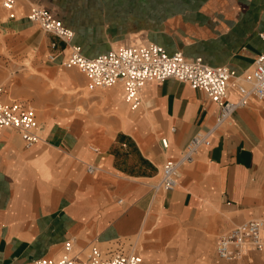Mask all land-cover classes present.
I'll return each mask as SVG.
<instances>
[{"label": "crops", "instance_id": "0c3cea01", "mask_svg": "<svg viewBox=\"0 0 264 264\" xmlns=\"http://www.w3.org/2000/svg\"><path fill=\"white\" fill-rule=\"evenodd\" d=\"M29 3L72 28L74 43L88 57L155 42L168 53L200 56L241 74L264 50L258 35L264 29V0H18L8 25L35 53L34 67L62 87L75 85L68 90L83 99L58 93L62 98L36 101L38 115L30 101L10 97L2 86L4 100L33 108L38 129L45 128V117L53 123L33 148L24 146L17 130L0 129V264L58 258L68 239L70 254L79 259L95 245L105 257L134 251L145 263L160 264L166 247L209 256L212 240L216 264L239 260L220 259L215 247L218 235L232 226L264 218V99L252 97L239 107L211 144L181 166L174 189L155 190L163 162L177 159L194 133L214 124L215 103L171 78L146 82L143 104L133 111L122 83L89 90L81 71L62 64L67 45L26 18ZM57 67L77 69L86 84L80 89L74 72L58 73ZM70 74L76 81L67 79ZM85 89L89 95L82 94ZM237 97L231 87L228 98ZM69 106L74 113L65 114ZM122 112L130 118L122 121ZM90 163L100 169L88 173ZM208 256L200 259L203 264H210Z\"/></svg>", "mask_w": 264, "mask_h": 264}, {"label": "built area", "instance_id": "2783aa9c", "mask_svg": "<svg viewBox=\"0 0 264 264\" xmlns=\"http://www.w3.org/2000/svg\"><path fill=\"white\" fill-rule=\"evenodd\" d=\"M17 1L0 0L8 18H16ZM26 18L37 24L43 32L67 45L69 55L62 64L81 71L87 79L89 90L122 83L124 100L132 110L142 106V89L146 82H163L170 78L188 83L215 103L217 115L214 124L194 133L177 159L168 158L163 162L159 179L154 185L155 190L174 189L178 184L181 166L191 162L201 148L211 144V137L216 130L252 97L264 99V50L257 55L252 69L241 74H236L226 65H210L200 56L187 57L182 51L168 53L162 45L155 42L122 45L95 57H88L74 43L73 29L55 18L47 9L29 3ZM258 35L264 43V29ZM50 46L55 49L56 41L53 40ZM49 58L53 59L54 54H49ZM231 87L238 92L235 100L228 98ZM2 128L17 130L25 147H31L41 140L33 108L21 105L16 100H4L3 87L0 85V129ZM161 144L166 148L167 138H161ZM92 149L98 151L96 147ZM99 169V166L91 163L86 166L88 173L92 174ZM72 247L73 240L68 239L60 257H40L31 264H147L137 252H115L105 257L95 245L91 246L87 258L79 259L78 256L70 254ZM252 251H264V218H252L236 224L217 237L215 252L224 261L240 259Z\"/></svg>", "mask_w": 264, "mask_h": 264}, {"label": "rangeland", "instance_id": "374dc122", "mask_svg": "<svg viewBox=\"0 0 264 264\" xmlns=\"http://www.w3.org/2000/svg\"><path fill=\"white\" fill-rule=\"evenodd\" d=\"M10 19L11 18L7 17V13L0 5V84L5 88L7 94L12 98L20 100L26 99L30 101L35 106L38 115L40 111L36 105V101L39 102L42 99L45 101L47 99L48 101V98L54 99L57 95L62 98V94L58 93L64 92L71 94L82 100L83 98L79 97L80 93H74L75 89L68 90L73 88L75 85L72 86L68 83H64V87H62L58 81L49 78L46 74L40 71L39 68L34 67L35 65H33L32 59H35V53L31 51L30 48L25 47L19 38H17L16 34L8 25L10 23ZM64 71L74 72V74L78 77L77 87L83 86L85 81L81 72L74 68L65 69L63 67H57L58 73ZM69 97V95L65 94L63 98L66 101H69ZM124 105L127 106L125 103ZM79 107L83 111L82 106L80 105ZM49 112L54 115L53 110H50ZM64 113L72 114L74 113V108L69 106L67 107V110H64ZM44 122L45 128H43V130L39 128L41 140L37 143L38 145L44 142L42 138L44 137L45 130L53 123L52 119L49 117H45ZM38 123L41 125L40 120H38ZM37 144L34 146H37ZM213 242L214 241L212 240L209 242L211 249L209 256L205 253L206 251H194L191 248L189 250L180 251L175 247H166L162 250L163 256L160 264H203L200 259L205 256L210 258V264H216L213 252L214 250H212ZM137 248L138 251L142 248L141 241L137 242ZM230 264H264V252H250Z\"/></svg>", "mask_w": 264, "mask_h": 264}, {"label": "bare ground", "instance_id": "6f19581e", "mask_svg": "<svg viewBox=\"0 0 264 264\" xmlns=\"http://www.w3.org/2000/svg\"><path fill=\"white\" fill-rule=\"evenodd\" d=\"M76 79H77V78H76V76H75L74 74H70V75H68V80H69V81H73V80L76 81ZM83 86H84V85H83ZM80 89H81V88H80ZM114 91H115V90H114ZM82 94H83V95H89V92L85 89V90L82 91ZM83 95H82V96H83ZM79 97H80V96H79ZM88 97H89V96H88ZM113 98H115V101H119V93H116V95H114ZM110 100H111V99H110ZM122 114L124 115V117H122V121H124V118H125V119H126V118H128V119L130 118V117L127 116L125 113H122ZM2 129H3V128H2ZM41 129H42V128H41ZM39 130H40V129H39ZM42 139H43V138H42ZM37 143H38V142H37ZM37 143H36V144H37ZM36 144H34V145H36ZM34 145H33V146H34ZM33 146H32V147H33Z\"/></svg>", "mask_w": 264, "mask_h": 264}]
</instances>
